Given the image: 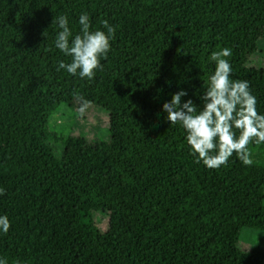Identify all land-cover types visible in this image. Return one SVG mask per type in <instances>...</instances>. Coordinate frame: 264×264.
<instances>
[{
    "label": "trees",
    "instance_id": "trees-1",
    "mask_svg": "<svg viewBox=\"0 0 264 264\" xmlns=\"http://www.w3.org/2000/svg\"><path fill=\"white\" fill-rule=\"evenodd\" d=\"M115 28L89 81L66 70L55 47L68 17L69 41ZM264 41V0H0V260L6 264H256L238 248L248 229L264 234V143L209 169L170 124L165 102L187 91L199 112L214 73L213 52L230 48L232 80H247L264 115V70L246 66ZM105 112L116 144L106 156L63 140L48 121L61 108ZM237 136L239 131L236 130ZM198 155V154H197Z\"/></svg>",
    "mask_w": 264,
    "mask_h": 264
},
{
    "label": "clouds",
    "instance_id": "clouds-1",
    "mask_svg": "<svg viewBox=\"0 0 264 264\" xmlns=\"http://www.w3.org/2000/svg\"><path fill=\"white\" fill-rule=\"evenodd\" d=\"M68 17L60 15L53 19L61 29L55 39V47L65 56L71 57L70 63L59 62L57 71L64 69L71 75H79L89 81L94 79L96 70H102L101 58L110 51V39L115 28L107 20L102 21L107 30L90 31V18L87 13L79 16L81 34L69 41L72 32L68 26ZM232 55L230 48L213 52L210 59L215 62L214 73L210 76L206 90L200 99L203 107L198 112L191 98L182 102L187 91L180 90L172 95L170 101L163 104L170 124L179 123L186 131V141L196 157V162L209 169H218L226 165L229 158L236 154L245 166H252V153L248 147L253 141L264 143V115L257 112V99L252 95L247 80H232V67L227 59ZM80 100L83 112L90 101L82 95L74 94ZM236 130L239 131L237 136ZM198 154V155H197ZM4 189H0V195ZM7 216H0V231L7 233L10 228ZM0 264L6 261L0 260Z\"/></svg>",
    "mask_w": 264,
    "mask_h": 264
},
{
    "label": "rangeland",
    "instance_id": "rangeland-1",
    "mask_svg": "<svg viewBox=\"0 0 264 264\" xmlns=\"http://www.w3.org/2000/svg\"><path fill=\"white\" fill-rule=\"evenodd\" d=\"M247 67L264 70V41L257 44L255 53L247 60ZM107 116L101 109L87 107L83 112L61 108L59 114L53 115L48 121L49 131L59 140L49 142L53 155L59 158L66 139L84 142V148H97L101 156H106L116 144V138L109 132ZM238 248L249 251L258 248L255 255L256 264H264V234L244 229L239 235Z\"/></svg>",
    "mask_w": 264,
    "mask_h": 264
}]
</instances>
